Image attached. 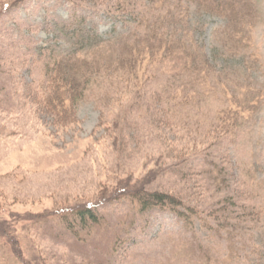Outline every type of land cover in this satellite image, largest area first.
<instances>
[{"label": "rangeland", "instance_id": "1", "mask_svg": "<svg viewBox=\"0 0 264 264\" xmlns=\"http://www.w3.org/2000/svg\"><path fill=\"white\" fill-rule=\"evenodd\" d=\"M0 264H264V0H0Z\"/></svg>", "mask_w": 264, "mask_h": 264}, {"label": "trees", "instance_id": "2", "mask_svg": "<svg viewBox=\"0 0 264 264\" xmlns=\"http://www.w3.org/2000/svg\"><path fill=\"white\" fill-rule=\"evenodd\" d=\"M229 12V11H228ZM229 14H231V13H229ZM232 21V20H231ZM233 22V25L234 26H236V22L235 21H232ZM75 94H76V92H75ZM61 96H56L55 97V102H56V106L54 105V104H51L50 105V107H52V105H54V107H53V109L55 108V109H60L61 108V106H62V101L61 100H59L58 98H60ZM72 101H74L73 100V98H72ZM54 102V103H55ZM49 106V105H48ZM57 107V108H56ZM145 197V199L144 200H142L143 202H141V204L143 205V206H145L146 204V202L147 203H150V202H152L153 204H162V203H164L165 201H167V200H170V202L169 203H174L175 202V200L173 199V198H170L169 199V197L168 196H165V195H162V194H151V195H149V196H144ZM82 212H84V214H86V215H88L89 213H90V210H89V208H84L83 210H81ZM80 216H82V214H79Z\"/></svg>", "mask_w": 264, "mask_h": 264}]
</instances>
